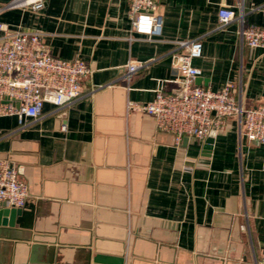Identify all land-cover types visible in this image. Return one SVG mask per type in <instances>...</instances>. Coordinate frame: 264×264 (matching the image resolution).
<instances>
[{"label": "crops", "instance_id": "crops-1", "mask_svg": "<svg viewBox=\"0 0 264 264\" xmlns=\"http://www.w3.org/2000/svg\"><path fill=\"white\" fill-rule=\"evenodd\" d=\"M12 1L0 0V22L41 32L54 56L80 58L92 73L70 106L45 104L25 128L0 118V159L30 192L13 224L0 217V264L264 260V146L241 136L236 118L211 150L209 136L178 144L153 117L127 109L180 89L176 43L196 39V85L220 91L234 81L238 102L264 103V49L243 45L240 23L223 27L218 16L243 2L247 25L264 28V0H161L159 37L132 31L128 0H47L40 11L8 9ZM132 63L145 67L127 82Z\"/></svg>", "mask_w": 264, "mask_h": 264}, {"label": "built area", "instance_id": "built-area-1", "mask_svg": "<svg viewBox=\"0 0 264 264\" xmlns=\"http://www.w3.org/2000/svg\"><path fill=\"white\" fill-rule=\"evenodd\" d=\"M46 1L13 0L6 7L40 11ZM128 1L132 31L148 37L161 36V0ZM218 16L223 27L240 23L243 45L264 49V28L247 25L243 2L235 7L221 6ZM42 39L39 31H12L0 22V118L15 117L20 128L40 119L45 104L63 108L82 99L80 83L92 73L80 58L66 60L54 56ZM176 44L182 52L173 55L172 65L183 76L180 89L170 93L158 90L154 100L146 104L128 102V111L150 115L159 132L173 135L178 144L184 138L203 141L213 131L221 130L226 119L236 118L240 135L264 146V103L247 108L238 102L236 93L240 89L242 95V88L234 81L227 82L220 91L196 85L202 72L193 62L203 57V43L196 39ZM144 67L130 64L124 76L127 82ZM29 196V187L14 164L0 159V205L23 209ZM257 264H264V260Z\"/></svg>", "mask_w": 264, "mask_h": 264}, {"label": "water", "instance_id": "water-1", "mask_svg": "<svg viewBox=\"0 0 264 264\" xmlns=\"http://www.w3.org/2000/svg\"><path fill=\"white\" fill-rule=\"evenodd\" d=\"M216 132L213 131L210 135L209 138L207 140V145L205 146L206 150H211V145L213 143V138L215 136ZM21 209H9V208H2L0 205V217L1 218H6V217H10L11 218V224H13L14 218L15 216H17V214L20 213Z\"/></svg>", "mask_w": 264, "mask_h": 264}]
</instances>
